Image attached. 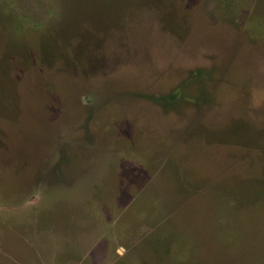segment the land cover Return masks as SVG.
I'll use <instances>...</instances> for the list:
<instances>
[{"label":"rangeland","instance_id":"rangeland-1","mask_svg":"<svg viewBox=\"0 0 264 264\" xmlns=\"http://www.w3.org/2000/svg\"><path fill=\"white\" fill-rule=\"evenodd\" d=\"M0 264H264V0H0Z\"/></svg>","mask_w":264,"mask_h":264},{"label":"clouds","instance_id":"clouds-1","mask_svg":"<svg viewBox=\"0 0 264 264\" xmlns=\"http://www.w3.org/2000/svg\"><path fill=\"white\" fill-rule=\"evenodd\" d=\"M50 17H54L55 15H56V13L55 12H50L49 14H48ZM43 25H40V27H42Z\"/></svg>","mask_w":264,"mask_h":264}]
</instances>
